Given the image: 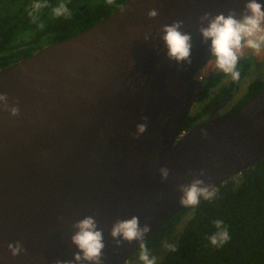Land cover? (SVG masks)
Returning a JSON list of instances; mask_svg holds the SVG:
<instances>
[{
    "label": "water",
    "instance_id": "95a60500",
    "mask_svg": "<svg viewBox=\"0 0 264 264\" xmlns=\"http://www.w3.org/2000/svg\"><path fill=\"white\" fill-rule=\"evenodd\" d=\"M246 2L126 0L0 70V94L19 109L0 110V264L71 260L72 224L85 216L103 229V264H125L139 243L115 245L109 232L117 219L147 224L144 243L185 208L177 186L193 179L186 173L205 170L198 178L216 189L264 158V85L231 112L219 109L234 91L206 120L181 127L212 77L194 78L211 56L199 17L231 10L239 19ZM152 9L158 15L150 19ZM174 21L191 33V64L166 56L160 28ZM143 117L147 129L133 138ZM160 167L169 169L167 180ZM16 242L23 251L13 257L7 245Z\"/></svg>",
    "mask_w": 264,
    "mask_h": 264
},
{
    "label": "trees",
    "instance_id": "16d2710c",
    "mask_svg": "<svg viewBox=\"0 0 264 264\" xmlns=\"http://www.w3.org/2000/svg\"><path fill=\"white\" fill-rule=\"evenodd\" d=\"M126 0H65L71 11L68 18L55 17L51 9L29 16L32 0H0V70L30 57L43 47L87 29L116 11ZM43 24L40 28L38 25ZM249 63L240 57L238 81L222 70L209 79L195 98L198 108L191 111L181 127L192 126L208 118L214 105L234 91L243 79ZM263 81L249 84L243 96L228 110L231 112L263 87ZM228 112V113H229ZM187 130V129H185ZM211 201L201 199L195 207L175 214L144 245L155 264H264V158L238 175L225 180ZM221 220L230 239L220 247L209 237L217 231L214 221ZM168 245H173L172 251ZM140 247L125 264H143Z\"/></svg>",
    "mask_w": 264,
    "mask_h": 264
},
{
    "label": "clouds",
    "instance_id": "9594fccd",
    "mask_svg": "<svg viewBox=\"0 0 264 264\" xmlns=\"http://www.w3.org/2000/svg\"><path fill=\"white\" fill-rule=\"evenodd\" d=\"M114 0H107L108 4H112ZM47 7V0H34L29 16L32 22L36 23L38 13L42 8ZM264 5L257 0H247L243 10L240 12V18H236L234 11L224 14H217L214 17L210 13L205 12L199 17V23L207 26L198 28L201 36V43H208L209 51L215 57L216 66L225 74H230L234 81L240 78V72L237 68L240 59L239 53L242 49L249 48L259 53L264 48ZM55 17L68 18L72 15L65 3H59L52 9ZM158 15L155 9L149 10L147 16L155 18ZM183 21H174L170 25H162L160 39L166 48V56L169 60L175 61L177 64L183 62L191 64L192 36L189 32L182 31ZM38 27L43 28L40 24ZM151 32L144 35L147 41ZM210 42V43H209ZM131 63L134 62H130ZM0 110L7 111L11 116H17L19 109L16 106L9 107L6 94H0ZM143 123L136 125L133 138L142 135L147 129V118L143 117ZM202 135L206 132L202 131ZM161 180H167L169 177V169L160 167L158 169ZM192 175L193 179L188 184H179L177 190L181 193L178 203L183 207H197L201 199L211 201L216 197V190L213 186L205 183L204 179L198 177L205 176V170L193 174L191 171L186 173ZM62 219V218H61ZM217 231L210 237V243L213 246L220 247L230 239L227 227L223 221H214ZM74 229L70 237V243L75 246L77 252L73 253L71 260H56L55 264H103L102 250L104 249L103 229L98 228V222L93 216H85L72 224ZM147 224L140 226L139 218L132 216L129 219H117L111 226L109 235L117 247L121 242L131 243L137 241L140 247L139 260L143 264H155V258L150 257L149 250L144 245L143 240L145 234L149 232ZM168 247L175 251L173 245ZM7 249L11 256L19 255L23 248L19 242L15 244L9 243Z\"/></svg>",
    "mask_w": 264,
    "mask_h": 264
},
{
    "label": "rangeland",
    "instance_id": "374dc122",
    "mask_svg": "<svg viewBox=\"0 0 264 264\" xmlns=\"http://www.w3.org/2000/svg\"><path fill=\"white\" fill-rule=\"evenodd\" d=\"M34 0H32L33 2ZM65 0H47V7L42 8L41 10L45 9H53L54 7L58 6L59 3L64 2ZM239 56H245V59H247L249 63V67L247 72L245 73L240 91H238L230 103V105H233L234 101H236L246 90V87L256 81H263L264 82V48L261 49L259 53H256L254 50L249 48H244L241 50V52L238 54ZM207 68H217L215 63V57L211 56L209 62L207 63ZM198 108V105L196 103L193 104L191 107V111Z\"/></svg>",
    "mask_w": 264,
    "mask_h": 264
},
{
    "label": "flooded vegetation",
    "instance_id": "af4514ba",
    "mask_svg": "<svg viewBox=\"0 0 264 264\" xmlns=\"http://www.w3.org/2000/svg\"><path fill=\"white\" fill-rule=\"evenodd\" d=\"M212 56V55H211ZM211 56H210V58H211ZM239 57H245V56H239ZM210 58H209V60H210ZM209 60L206 62V64L195 74V76H194V78L195 79H205V78H207L210 74H212V77L213 76H215L219 71H221L218 67L217 68H215V69H213V68H207V63L209 62ZM247 72V71H246ZM214 74V75H213ZM211 77V78H212ZM229 77H231V75L229 74L228 75V77L226 78L225 77V79H224V81H228L229 80ZM210 78V79H211ZM241 83H242V80H240V82L235 86V88L233 89L234 90V93H233V97L221 108V109H219V113L221 114V115H225V114H227L229 111V109L243 96V94L236 100V101H234V103H233V105H230V103L232 102V100L234 99V97H235V95H236V93L238 92V91H240V87H241ZM222 101V100H221ZM220 102V101H219ZM218 102V103H219ZM194 103H195V101H194ZM217 103V104H218ZM216 105V104H215ZM215 105H214V107H215ZM213 107V108H214ZM213 111V109L211 110V112ZM211 114V113H210ZM209 114V115H210ZM209 115H208V117H209ZM207 119V118H206ZM206 119H204V120H206ZM203 120V121H204ZM187 127H189V125H186ZM193 126V125H192ZM191 127V126H190ZM185 129H187V128H185Z\"/></svg>",
    "mask_w": 264,
    "mask_h": 264
}]
</instances>
